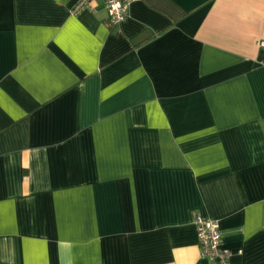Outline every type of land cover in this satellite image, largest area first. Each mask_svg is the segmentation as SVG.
I'll use <instances>...</instances> for the list:
<instances>
[{
    "label": "crops",
    "instance_id": "obj_1",
    "mask_svg": "<svg viewBox=\"0 0 264 264\" xmlns=\"http://www.w3.org/2000/svg\"><path fill=\"white\" fill-rule=\"evenodd\" d=\"M0 0V264H264V0Z\"/></svg>",
    "mask_w": 264,
    "mask_h": 264
},
{
    "label": "built area",
    "instance_id": "obj_2",
    "mask_svg": "<svg viewBox=\"0 0 264 264\" xmlns=\"http://www.w3.org/2000/svg\"><path fill=\"white\" fill-rule=\"evenodd\" d=\"M139 0H79L72 13L79 15L85 11H94L97 4H102L108 13V25L115 27L123 23L130 13L131 5ZM264 48V42L259 44ZM194 223L200 243L203 259L227 264L230 252L223 249V238L218 221L194 215Z\"/></svg>",
    "mask_w": 264,
    "mask_h": 264
}]
</instances>
